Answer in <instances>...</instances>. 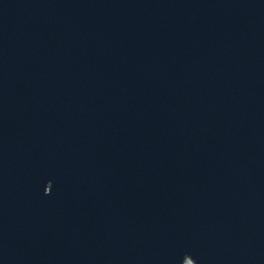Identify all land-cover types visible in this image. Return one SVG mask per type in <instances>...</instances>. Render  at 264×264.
I'll list each match as a JSON object with an SVG mask.
<instances>
[{"label": "water", "instance_id": "1", "mask_svg": "<svg viewBox=\"0 0 264 264\" xmlns=\"http://www.w3.org/2000/svg\"><path fill=\"white\" fill-rule=\"evenodd\" d=\"M0 264H264V0H0Z\"/></svg>", "mask_w": 264, "mask_h": 264}]
</instances>
